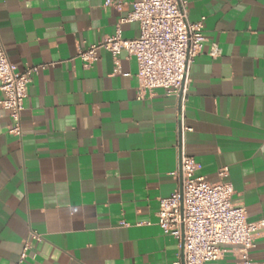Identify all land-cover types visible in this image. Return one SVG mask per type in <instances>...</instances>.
Instances as JSON below:
<instances>
[{
    "label": "crops",
    "instance_id": "1",
    "mask_svg": "<svg viewBox=\"0 0 264 264\" xmlns=\"http://www.w3.org/2000/svg\"><path fill=\"white\" fill-rule=\"evenodd\" d=\"M136 0H0V39L28 86L23 136L0 105V264H175L179 242L157 225L180 189L181 154L197 176L234 188L250 223L264 220V0H182L206 42L183 111L164 90L137 99L138 63L81 50L112 36ZM140 36L136 22L121 26ZM212 44L222 55L210 57ZM4 98L0 91V101ZM191 129V131H186ZM175 174H178L176 176ZM33 234L40 237L34 240ZM250 259L264 264V229ZM239 248L207 264H243Z\"/></svg>",
    "mask_w": 264,
    "mask_h": 264
},
{
    "label": "built area",
    "instance_id": "2",
    "mask_svg": "<svg viewBox=\"0 0 264 264\" xmlns=\"http://www.w3.org/2000/svg\"><path fill=\"white\" fill-rule=\"evenodd\" d=\"M121 4V0H106V6ZM133 7V12L120 21L112 36L81 50L78 58L90 67L99 60L100 50L108 51L116 64L120 55L127 53L138 63L137 99L143 101L157 90H164L180 100L183 111L190 68L206 42L205 18L191 22L182 0H136ZM132 22L139 24L140 36L125 39L121 26ZM209 55L220 57L222 50L212 44ZM43 68L35 66L19 71L0 39V91L4 95L0 105L11 118L12 136H23L22 114L28 86ZM197 170L196 161L182 152L180 189L160 200L157 225L179 242L181 253L175 264H207L223 258L231 248H239V260L243 264H259L250 259L249 253L256 246V234L264 229V220L250 223L245 207L232 202L234 188L224 181L227 169L220 171L221 180L216 183L198 177ZM32 238L40 240L36 234ZM30 249L31 243L25 241L19 264L27 260Z\"/></svg>",
    "mask_w": 264,
    "mask_h": 264
}]
</instances>
